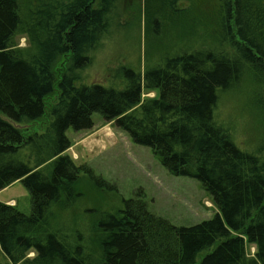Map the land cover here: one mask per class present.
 Masks as SVG:
<instances>
[{
  "label": "trees",
  "instance_id": "16d2710c",
  "mask_svg": "<svg viewBox=\"0 0 264 264\" xmlns=\"http://www.w3.org/2000/svg\"><path fill=\"white\" fill-rule=\"evenodd\" d=\"M182 1L172 0L176 14L187 13L177 9ZM119 2L0 0V192L21 183L31 196L29 215L0 203V264H264V142L241 150L215 120L220 92L246 76L260 90L264 120V0H219L209 42L198 39V48L152 70L121 68L116 85L77 86L92 54L118 29ZM23 36L30 46L19 49ZM64 59L67 69L57 73ZM144 90L158 96L145 100ZM97 113L150 148L171 175L198 181L215 217L177 227L137 194L122 211L97 219L91 242L55 227L52 210L72 208L80 175L93 176L66 154L67 132L92 130ZM46 117L41 133L35 125Z\"/></svg>",
  "mask_w": 264,
  "mask_h": 264
},
{
  "label": "rangeland",
  "instance_id": "374dc122",
  "mask_svg": "<svg viewBox=\"0 0 264 264\" xmlns=\"http://www.w3.org/2000/svg\"><path fill=\"white\" fill-rule=\"evenodd\" d=\"M171 4L172 0L119 2V17L114 22L118 29L92 54L91 65L79 74L76 85H116L122 82L117 78L121 68L152 70L169 57L198 48L202 45L199 40L212 39L219 24V0H184L177 7L187 9L183 15L173 12ZM153 17L157 20L152 21ZM17 43L19 49L30 46L26 36ZM68 64L62 60L56 72L64 73ZM257 92V84L246 76L234 89L220 92L215 110L216 122L229 131L234 143L244 151H253L264 142V120L256 108ZM157 96L156 91L144 90L145 100ZM53 100L47 103L51 106ZM48 119L44 118L35 129L42 133ZM93 121L95 126L90 131L67 132L71 142L67 155L77 166L88 167L93 176L80 175L76 187L80 198L72 208L52 210L55 227H62L70 237L91 242L97 236V219L122 211L125 201L137 194L144 196L151 213L177 227L195 226L215 217L218 210L198 181L171 175L150 148L134 144L128 134L99 113ZM96 179L104 184L99 185ZM0 203L17 206L25 215L31 212V196L21 183L0 192ZM248 251L253 254L255 247ZM34 256L33 252L29 254L30 258Z\"/></svg>",
  "mask_w": 264,
  "mask_h": 264
},
{
  "label": "crops",
  "instance_id": "0c3cea01",
  "mask_svg": "<svg viewBox=\"0 0 264 264\" xmlns=\"http://www.w3.org/2000/svg\"><path fill=\"white\" fill-rule=\"evenodd\" d=\"M67 154V153H66ZM72 158V157H71ZM73 159V158H72ZM73 161L75 162V160L73 159ZM76 163V162H75ZM5 204V203H4ZM6 204H8V203H6Z\"/></svg>",
  "mask_w": 264,
  "mask_h": 264
}]
</instances>
